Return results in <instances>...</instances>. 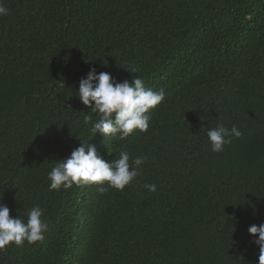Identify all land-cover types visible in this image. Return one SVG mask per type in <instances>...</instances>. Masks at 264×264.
I'll return each instance as SVG.
<instances>
[{
  "label": "trees",
  "instance_id": "trees-1",
  "mask_svg": "<svg viewBox=\"0 0 264 264\" xmlns=\"http://www.w3.org/2000/svg\"><path fill=\"white\" fill-rule=\"evenodd\" d=\"M3 4L0 202L25 221L39 205L49 229L0 250V264H258L248 229L264 223V0ZM92 68L120 82L135 69L165 90L147 132L95 136L99 116L75 95ZM219 123L242 136L216 153L207 131ZM81 141L108 162L146 156L142 175L122 191L50 190Z\"/></svg>",
  "mask_w": 264,
  "mask_h": 264
},
{
  "label": "clouds",
  "instance_id": "clouds-1",
  "mask_svg": "<svg viewBox=\"0 0 264 264\" xmlns=\"http://www.w3.org/2000/svg\"><path fill=\"white\" fill-rule=\"evenodd\" d=\"M10 10L0 0V16L9 15ZM137 75L131 80L117 81L108 72H97L90 69L87 76L79 82L78 95L83 105L91 109V113L99 116L92 123L91 131L107 138L118 137L124 140L134 132H147L150 128L151 112L166 98L163 88L154 90L148 88L137 70H130ZM91 120L90 116L85 121ZM242 132L236 127H226L223 123L207 131V137L213 152H222L233 138H240ZM111 153V152H110ZM147 157H136L130 162L127 151L119 152L118 158L108 162L98 153L90 142L81 141L67 158L57 160L48 174L50 190H67L73 185H98L104 192L105 183L111 188L124 190L137 177L142 175V165ZM149 191H156L155 184H147ZM11 209L0 202V250L11 245L23 246L45 239L49 225L43 219L44 210L39 206L32 207L25 221L20 215L13 217ZM253 236V243L259 247L258 264H264V223L253 224L248 229Z\"/></svg>",
  "mask_w": 264,
  "mask_h": 264
}]
</instances>
